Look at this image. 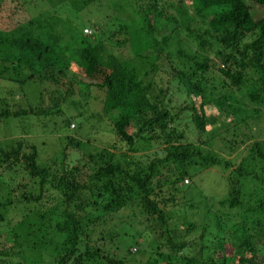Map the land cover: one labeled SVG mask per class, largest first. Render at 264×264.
Returning <instances> with one entry per match:
<instances>
[{
	"label": "trees",
	"instance_id": "1",
	"mask_svg": "<svg viewBox=\"0 0 264 264\" xmlns=\"http://www.w3.org/2000/svg\"><path fill=\"white\" fill-rule=\"evenodd\" d=\"M120 2L131 7L135 20L119 27L114 42V35L100 39L82 34L73 19L57 16L49 5L40 10L31 6L25 21L0 30V79L19 89L32 87L36 100L14 112L1 108L0 120L38 118L46 112L58 117L59 104L72 105L81 119H93L90 123L104 135L100 141L110 142L107 149L70 162L66 152L79 151L81 143L67 136L58 164L40 163L34 145L18 141L0 145V210L14 211L24 203L37 212L48 190L61 199L47 216H39L31 232L22 233L33 239L31 245L17 246L15 251L11 246L0 256L17 257L14 264L46 260L52 264H122L108 259L90 240L91 223L97 222L92 214L98 212L102 219L120 210H133L144 216L141 224L152 235L154 245L152 252L130 254V264H177V259L184 260L183 264H264V0H188V6L184 0ZM145 2L150 7L140 10L137 3ZM25 4L15 3L14 7L23 9ZM168 26V34L160 35ZM236 95H244L243 106L248 109L240 111L233 105ZM209 105L225 118L239 111L244 117L232 125L225 120L209 133L208 141L194 144L183 132L187 126L179 128L180 122L188 115L196 135L204 133L217 119L206 113ZM78 108L87 115L78 114ZM69 122L63 119L59 130L69 131ZM249 141L248 155L229 173L225 197L208 202L218 214L205 213L197 236L184 218L177 227H169L162 209L172 201L163 198L167 193L160 188L163 184L153 187L152 182L165 171L172 179L164 176V185L175 190L192 165H221L227 170L228 161L211 156L212 145L230 154ZM154 144L159 150L146 164L133 160ZM17 168L34 185V192L12 201L10 195L16 188L8 189L2 175ZM247 179L254 185L248 194L242 191ZM3 192L9 197L3 199ZM238 209L243 220L230 222L232 210ZM51 216L58 220L46 228L44 221L48 224ZM30 228L25 225L23 230ZM50 231L58 236V244L51 247ZM222 232L228 233L231 243ZM139 239L128 242L127 255L129 246L139 247L143 241ZM117 241L124 245L125 239ZM162 243L167 253L159 251ZM210 245L212 253L207 252Z\"/></svg>",
	"mask_w": 264,
	"mask_h": 264
},
{
	"label": "rangeland",
	"instance_id": "2",
	"mask_svg": "<svg viewBox=\"0 0 264 264\" xmlns=\"http://www.w3.org/2000/svg\"><path fill=\"white\" fill-rule=\"evenodd\" d=\"M24 1H26L27 5L25 4L23 9L14 7L15 3H22ZM184 2L187 3V6L189 5L188 0H184ZM122 3L123 2H120V0H0V30H9L11 27L25 21L28 18L27 16L32 13L31 6H34L36 10H40L38 8L42 7V5H45V7L49 5L51 8L49 10L57 16L73 19L77 31L81 28L82 34L95 35L100 39H107L110 35H114L111 38V42H114V40L119 38V36L116 35V33L120 31L119 27L125 24H131L135 20L134 15L131 14V7L125 6ZM137 5L138 7L141 5L140 10L146 11L151 4L145 2L142 4L137 3ZM35 13L34 11V14ZM252 17L254 19L257 17V11L254 10L252 12ZM93 25L95 27H92ZM170 29L171 26H168L161 31L160 35L168 34ZM119 49L124 56H127L125 50L122 48ZM162 57L164 58V54H162ZM173 88L174 87L169 90ZM173 97L175 101L178 102V98L176 96ZM243 97L244 95H236L237 104H233L237 106V108L239 107L238 109L240 111L248 109V107L243 106ZM75 100V96L73 95V99L71 100L72 104L76 103ZM35 101L32 87L29 86L19 89L13 83L0 79V109L6 108L14 112L20 106L25 107L24 103L29 102L34 104ZM50 105L51 108L53 104ZM59 110L61 111V115L58 117L52 116L51 112H46L45 115H41L38 118L22 117L14 120H0V145H10L17 141L21 144L34 145L39 156V162L46 164H50L51 162L58 164L60 162L61 152L67 136L81 143L79 151L68 150L66 152L70 157V159H68L70 162H74L75 159L85 160V155L100 151L102 148L107 149L106 143L109 141H100V138L104 135L98 131L96 125L93 126L92 123H90L93 122V119L89 117L86 118L89 119V122L84 121L76 115L77 112L74 111L76 108L72 105H67L65 107L59 104ZM205 111L210 116L215 114L217 119L216 124L211 127L207 126L204 133L196 135L195 129L189 124L190 120L188 115L180 122L179 128L183 129L187 126L185 127L186 129H183V132L188 141L194 144H201L208 141L209 133L223 126L225 120L230 121L232 125L235 124V121L239 119V117H244V115H238L241 113L239 111L238 114L235 113L234 116L225 118L222 113L218 114L215 107L212 105L206 107ZM78 112V114L87 115L81 108H78ZM63 119L70 120L68 126L69 131L67 130V132L59 130L62 126L61 121ZM228 125H230L229 122ZM241 125L243 126L244 124ZM250 141L252 142L253 140L250 138ZM250 141L230 154H227L222 149H217L216 144L212 145V148L209 149L210 151L206 148L205 144L201 146L203 149H207L211 156L220 158L221 161H228L230 168L227 170H223L221 165L209 167L200 166L199 164L192 165L186 169L187 176L184 177L181 182L177 183V189L175 190L168 185H164V176H168V181L172 179L165 171H163L160 178L155 180L157 182H152L153 187L154 184H157V186L163 184L160 188L164 191L167 190V193L165 192L163 194V198H168L172 201L171 205H166L164 210L162 209V213H164L169 220V227H177L181 222L180 218H184L187 224H192L194 226L192 235L197 236V234L202 231L203 221L207 218L205 217L207 215L205 213L208 211L210 215H214L215 213L218 214L214 208H210L208 202L216 203L225 197L229 185L228 183H230V181H228L229 173L238 167L242 158L248 155L247 147ZM158 148L159 147L154 144L153 148H149L148 150L145 149L138 153L141 158L136 155L133 157V160H138L146 164V161L150 160L153 154L159 150ZM1 171L2 169L0 168V172ZM2 176L3 181L8 185V189L16 188L15 194L10 195L12 201L17 199L22 200V196L28 197L34 192L32 190L34 185L28 184L27 177L19 172V168L14 172L5 173ZM234 179L237 180L238 176L234 175ZM184 181H186V183ZM23 185L25 186L24 189L20 187ZM253 186L250 179H247L242 183V191L247 194L251 193ZM2 197L5 199L9 196L7 192H3ZM60 200L57 192L48 190L46 191L45 199L41 201L38 206L39 209L37 212L31 204H24L22 202L21 206H18L14 211L10 208L5 209L4 212L0 210L3 218L0 221V253L6 251L11 246L15 251L17 246L27 247L31 245L33 239L28 236L25 237L26 235L24 236L22 233L27 231L31 232L34 229L33 225L37 223V221L39 222V216H47L51 209L59 204ZM34 212H36V214H34ZM237 213H239V209L235 211L232 210L229 218L230 222L235 223L243 220L244 217L239 218L238 216H240V214ZM99 215L102 214L98 212L92 214V218L97 220V222L91 223L92 227H94V231L90 235V240L96 242L99 247L105 251L108 259L115 261L121 260L122 264H130L131 262L133 263L130 256L136 255L138 252L137 250H149L152 252L151 245H154L152 235L147 233L146 226L143 228L141 224L143 223L144 216L139 215L136 211L133 212V210H120L117 213L108 214L102 219L99 218ZM48 219L49 225L46 223V220L44 221V226L46 228H48L47 226H51L55 220H58L56 216H51ZM17 225L22 229L17 228ZM25 225L29 228L32 225V228L23 230ZM49 230L50 229L47 231L49 232ZM50 233L51 235L49 234L48 237L52 241L51 247L58 244V236L53 235L51 231ZM213 235L214 232L212 231L211 236ZM101 237H104V239H101ZM140 237L143 239L139 244L141 249L134 245L129 246V255H127L126 247H128V242L130 241V243L133 244L134 241L137 242V239ZM222 237L229 243L232 242V238L227 232H222ZM117 239H125L124 245L117 241ZM13 242H15V244H11ZM162 244L159 251L167 253L168 249L165 247V243ZM133 249L135 251H133ZM207 252H213L211 245ZM179 255L185 258L187 256L181 252ZM17 261H19V259L15 256H0V264H14ZM183 262L184 260L180 261V259H177V264H183ZM42 264H52V262L51 260H46Z\"/></svg>",
	"mask_w": 264,
	"mask_h": 264
},
{
	"label": "built area",
	"instance_id": "3",
	"mask_svg": "<svg viewBox=\"0 0 264 264\" xmlns=\"http://www.w3.org/2000/svg\"><path fill=\"white\" fill-rule=\"evenodd\" d=\"M186 183V181H184Z\"/></svg>",
	"mask_w": 264,
	"mask_h": 264
}]
</instances>
